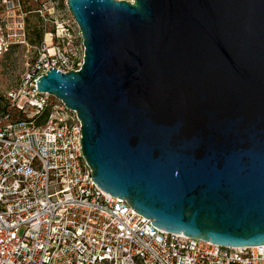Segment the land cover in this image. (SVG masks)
Wrapping results in <instances>:
<instances>
[{
    "label": "water",
    "instance_id": "water-1",
    "mask_svg": "<svg viewBox=\"0 0 264 264\" xmlns=\"http://www.w3.org/2000/svg\"><path fill=\"white\" fill-rule=\"evenodd\" d=\"M80 68L36 89L76 112L95 184L168 232L264 244V0H66Z\"/></svg>",
    "mask_w": 264,
    "mask_h": 264
},
{
    "label": "built area",
    "instance_id": "built-area-1",
    "mask_svg": "<svg viewBox=\"0 0 264 264\" xmlns=\"http://www.w3.org/2000/svg\"><path fill=\"white\" fill-rule=\"evenodd\" d=\"M25 2L44 16V1L0 0V52L29 46ZM48 7L51 15V0ZM50 22L58 41L43 39L0 115V264H264V244L221 246L165 231L95 184L76 112L36 89L46 69L77 71L83 60V46L80 54L68 47V24Z\"/></svg>",
    "mask_w": 264,
    "mask_h": 264
},
{
    "label": "rangeland",
    "instance_id": "rangeland-1",
    "mask_svg": "<svg viewBox=\"0 0 264 264\" xmlns=\"http://www.w3.org/2000/svg\"><path fill=\"white\" fill-rule=\"evenodd\" d=\"M45 9H43L44 16L42 17L36 11L40 7L37 3L25 2V23L28 32L29 46H13L7 51L0 52V115L6 109L7 102L4 98L6 91L14 88L20 81V78L25 71L28 64L37 59L40 46L49 35L52 33V22L54 20H62L69 26L68 31V47L76 54L82 52V41L77 33L75 24L66 6V0H51L54 4V11L51 15L48 14L50 8V0H41ZM53 44L58 40H50ZM66 41V40H65Z\"/></svg>",
    "mask_w": 264,
    "mask_h": 264
},
{
    "label": "bare ground",
    "instance_id": "bare-ground-1",
    "mask_svg": "<svg viewBox=\"0 0 264 264\" xmlns=\"http://www.w3.org/2000/svg\"><path fill=\"white\" fill-rule=\"evenodd\" d=\"M45 42H46L47 44L51 43V41H50V36H49V35L46 37Z\"/></svg>",
    "mask_w": 264,
    "mask_h": 264
}]
</instances>
